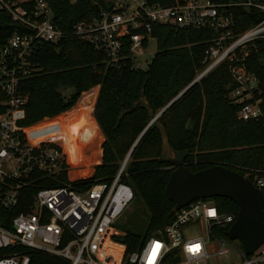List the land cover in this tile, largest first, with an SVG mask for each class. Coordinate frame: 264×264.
Segmentation results:
<instances>
[{
  "label": "trees",
  "instance_id": "trees-1",
  "mask_svg": "<svg viewBox=\"0 0 264 264\" xmlns=\"http://www.w3.org/2000/svg\"><path fill=\"white\" fill-rule=\"evenodd\" d=\"M46 2L53 22L65 35L57 42H34L29 71L20 76L27 100L17 112L16 123L33 140L57 131L54 142L64 151L67 165L54 179L40 174L37 187L68 184L71 189L84 190L92 183H109L147 126L120 175V181L132 190L131 202H140L145 210L141 234L121 231L125 250H135L149 233L169 223L174 214L173 203L164 195L171 167L157 160L160 136L154 123L147 125L150 114H156L195 78L209 46V34L155 25V51L144 68H132L128 59L110 66L101 53L70 34L72 24L95 15L102 0ZM232 13L241 27L262 17L252 6H233ZM21 29L0 10V47ZM242 63L256 79L259 105L264 108V39L248 46ZM227 65L221 62L201 76L156 119L165 130L169 146L187 152L183 162L191 172L212 165L240 175L249 170H264V120L237 119L236 107L227 96L232 87ZM60 89L69 91L61 94ZM4 99L0 90V113ZM37 187L24 191L27 202L30 203ZM204 199L212 201L219 212L235 218L237 206L228 198ZM20 210L21 207L11 211L0 207V225L8 227V218ZM228 227H213L211 232L227 240ZM20 251L28 255V264H67L60 257L34 249Z\"/></svg>",
  "mask_w": 264,
  "mask_h": 264
},
{
  "label": "built area",
  "instance_id": "built-area-1",
  "mask_svg": "<svg viewBox=\"0 0 264 264\" xmlns=\"http://www.w3.org/2000/svg\"><path fill=\"white\" fill-rule=\"evenodd\" d=\"M102 3L95 15L73 23L70 34L101 53L106 64L117 66L128 59L132 68H144L150 60L145 49L150 40L155 43V25L205 32L209 34V46L195 77L227 62L232 82L227 96L236 107L237 119L264 120L256 79L242 63L248 46L264 39V1ZM233 6H252L262 17L241 27L234 19ZM0 10L22 28L0 47V90L5 98L0 113V207L8 211L22 208L8 218V227L0 225V264H28V255L21 253L20 248L60 257L67 264H210L214 255L223 252L220 246L229 241L214 236L212 228L230 226L234 219L219 212L212 201L201 198L174 211L170 222L149 233L135 250H125L119 241L123 233L115 228L117 219L133 199L130 186L120 181L124 160L109 183H92L84 190L71 189L68 184L37 187L40 174L54 179L66 169V155L54 142L57 131L33 140L17 125V112L27 100L20 78L29 71L34 42H57L65 32L53 22L46 0H0ZM242 176L261 192L264 215V170L245 171ZM34 187L37 188L29 203L24 191ZM195 226L198 234L186 238L184 231ZM156 245L159 248L153 257ZM233 249L240 258L236 264H264L261 245L251 254H244L235 244Z\"/></svg>",
  "mask_w": 264,
  "mask_h": 264
},
{
  "label": "water",
  "instance_id": "water-1",
  "mask_svg": "<svg viewBox=\"0 0 264 264\" xmlns=\"http://www.w3.org/2000/svg\"><path fill=\"white\" fill-rule=\"evenodd\" d=\"M198 78L195 77L156 114H150V121L147 124L154 123L159 132L158 162H166L171 167L164 185V195L173 203V212L193 199L223 197L231 200L237 206V212L226 231V237L228 240H233L239 244L244 254H251L259 245L264 248V215L261 192L247 178L220 165H212L194 172L189 171L183 162L187 152L185 150H173L168 144L163 126L156 121L157 117ZM140 100L144 102L142 92H140ZM146 128L147 126L135 139L124 158V162Z\"/></svg>",
  "mask_w": 264,
  "mask_h": 264
},
{
  "label": "rangeland",
  "instance_id": "rangeland-1",
  "mask_svg": "<svg viewBox=\"0 0 264 264\" xmlns=\"http://www.w3.org/2000/svg\"><path fill=\"white\" fill-rule=\"evenodd\" d=\"M155 51V43L153 41H149L146 49L145 56L150 59ZM69 90L60 89L61 94L68 93ZM145 210L143 205L140 202H130L120 217L117 219L115 223V228L120 231H131L135 233L141 234L144 229L145 224ZM198 234V229L195 227H189L184 231V235L186 238H190ZM234 241H226L225 244L220 246V249L223 251L220 254L214 255L210 260V264H236L239 262L240 258L238 254L233 249Z\"/></svg>",
  "mask_w": 264,
  "mask_h": 264
},
{
  "label": "snow or ice",
  "instance_id": "snow-or-ice-1",
  "mask_svg": "<svg viewBox=\"0 0 264 264\" xmlns=\"http://www.w3.org/2000/svg\"><path fill=\"white\" fill-rule=\"evenodd\" d=\"M159 248V245H156L154 248H153V257L155 256V252H156V249Z\"/></svg>",
  "mask_w": 264,
  "mask_h": 264
},
{
  "label": "crops",
  "instance_id": "crops-1",
  "mask_svg": "<svg viewBox=\"0 0 264 264\" xmlns=\"http://www.w3.org/2000/svg\"><path fill=\"white\" fill-rule=\"evenodd\" d=\"M94 96H95V91L93 92Z\"/></svg>",
  "mask_w": 264,
  "mask_h": 264
}]
</instances>
